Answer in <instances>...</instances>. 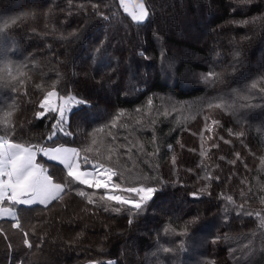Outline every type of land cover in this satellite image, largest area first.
Returning a JSON list of instances; mask_svg holds the SVG:
<instances>
[{
	"label": "trees",
	"instance_id": "obj_1",
	"mask_svg": "<svg viewBox=\"0 0 264 264\" xmlns=\"http://www.w3.org/2000/svg\"><path fill=\"white\" fill-rule=\"evenodd\" d=\"M144 3L143 25L119 0H0V68L14 77L0 72V132L91 147L115 183L158 189L135 214L89 205L76 190H104L75 184L47 208L17 206L21 230L0 219V264H264V0ZM53 86L86 103L73 135L49 141L55 114L35 113Z\"/></svg>",
	"mask_w": 264,
	"mask_h": 264
},
{
	"label": "snow or ice",
	"instance_id": "obj_2",
	"mask_svg": "<svg viewBox=\"0 0 264 264\" xmlns=\"http://www.w3.org/2000/svg\"><path fill=\"white\" fill-rule=\"evenodd\" d=\"M119 6L137 24L144 22L149 15L148 8L143 0L132 4H129L128 0H119ZM101 15L103 14L101 13ZM105 18L107 19V17ZM12 23L15 24L16 21L13 20ZM95 51L99 53L101 48L97 47ZM17 71L23 74L21 68H18ZM0 72H6L9 80L14 79L8 67L0 68ZM214 75V72H209L208 78ZM252 87L255 88L256 85L253 84ZM73 101L86 103V101L77 100L76 97L61 94L55 89V86L43 95L39 103V109L42 111L35 113L36 118L42 119L49 113L55 114L54 124L51 126V132L47 140L54 141V138L61 133L65 136L73 135L65 127L69 121V105ZM147 103L151 107L152 100L149 99ZM219 106L216 105V107ZM136 111H140V109ZM7 115H11V113L9 112ZM120 115L122 116L123 113H120ZM112 126H115V121H113ZM209 131H211V128H209ZM14 132V127H9L0 132V217L5 215L11 217V227L17 230L22 228L20 218L17 215V206L30 208L34 205H41L47 208L53 202L62 200L66 189L73 184L83 185L88 189H105V193L99 195L96 201L93 198L96 195L95 193L89 194L86 191L77 189L76 194L86 198L89 205L98 203L103 205L105 212L117 213L121 211V207L110 208L107 202H115V204L122 207L126 206L129 212L135 214L143 211L158 191L157 187L151 183H141L138 186H122L121 183H112L113 178L118 173L112 168L106 167L104 163L93 161L86 154L93 151L91 147H63L56 146L54 142L52 145L41 144L38 147L35 144L17 142L13 135ZM85 135L87 136V133ZM95 142V139H93L92 143L95 144ZM82 152L85 155L82 156ZM38 156L46 157L52 162H58L62 166L61 171L65 172L68 179L65 180L64 177L57 179L48 167L38 163ZM220 159H224V157H220ZM204 179H211V177L205 176ZM111 190H119L120 194H108ZM123 193L130 195L125 196ZM191 195L194 199L200 198L198 192ZM227 200L231 202L232 197L228 196ZM248 215H251V213H248ZM128 222L131 224L132 220L129 219ZM261 226L264 227V219L261 220ZM165 231L170 230L165 229ZM27 236V231H24L23 244L28 248H32L33 245L29 242ZM217 239L219 238L217 237ZM213 242L215 243V240ZM162 250L164 252L170 251L169 248H163Z\"/></svg>",
	"mask_w": 264,
	"mask_h": 264
},
{
	"label": "rangeland",
	"instance_id": "obj_3",
	"mask_svg": "<svg viewBox=\"0 0 264 264\" xmlns=\"http://www.w3.org/2000/svg\"><path fill=\"white\" fill-rule=\"evenodd\" d=\"M128 2H129V4H132V3H139V2H141V0H128ZM143 2H144V0H143ZM130 10H131V9H130ZM148 21H149V15H148V17L146 18V20H145L144 22H141V23H143V25H144V24H146ZM204 75H205V74H204ZM204 75H203V77H204ZM203 77H202V79H203ZM198 78H199V76H197V75H192V74L189 73L188 84H189V85H196V84H197V79H198ZM202 79H201V80H202ZM67 95H68V94H67ZM69 96L76 97L77 100H81V101H83L82 99H80L78 96H76V95H74V94H69ZM77 105H79V103H77V102H75V101H73V102L69 105L68 117H69V114H70L71 110H72L75 106H77ZM41 111H42V110H41ZM63 147H69V146H63ZM38 163H40L39 160H38ZM138 182H139V183L148 184V183H146V182H144V181H138ZM112 183H115V182L112 181ZM102 190H104L103 193H102V194H104V193H105V189H102ZM113 193H115V194H120V193H119V190H111L108 194H113ZM123 195L128 196V195H130V194L123 193ZM1 218H9V219H11V217H8V216H6V215L3 216V217H0V219H1ZM87 264H96V263H95V262H91V263H87ZM109 264H115V262H114V261H110Z\"/></svg>",
	"mask_w": 264,
	"mask_h": 264
}]
</instances>
